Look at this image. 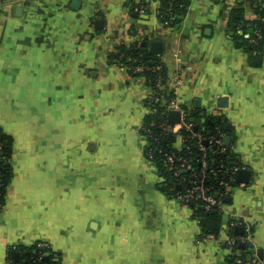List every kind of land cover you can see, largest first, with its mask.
Here are the masks:
<instances>
[{
	"label": "crops",
	"instance_id": "crops-1",
	"mask_svg": "<svg viewBox=\"0 0 264 264\" xmlns=\"http://www.w3.org/2000/svg\"><path fill=\"white\" fill-rule=\"evenodd\" d=\"M159 9L158 0H0V134L11 171L0 264L264 259V49L255 55L239 38L252 37L264 0H188L173 26ZM136 45L161 64L165 101L199 122L221 119L232 159L249 172L241 182L237 171L206 221L148 157L150 79L120 54ZM231 239L246 249L233 253Z\"/></svg>",
	"mask_w": 264,
	"mask_h": 264
},
{
	"label": "built area",
	"instance_id": "built-area-1",
	"mask_svg": "<svg viewBox=\"0 0 264 264\" xmlns=\"http://www.w3.org/2000/svg\"><path fill=\"white\" fill-rule=\"evenodd\" d=\"M255 21H258L260 25L253 26L254 35L249 37V42L257 47L263 40L264 14L256 17ZM254 54L260 55V51L255 50ZM123 57L124 54H121L122 59ZM127 68L134 74L161 71V67L153 68L143 63L128 65ZM149 84H151L152 93L147 99V104L152 119L148 125L142 127V132L150 145L148 157L155 162L156 154H163L167 165L172 170L170 190L173 191L178 201L193 207L195 215L200 220L206 221L212 209L222 204L227 194L226 190L234 182L235 174L239 170L236 162L227 155L229 147L225 144V131L216 126L212 132L206 134L205 122L196 121V118L192 121L191 118L194 116L190 111L179 108L173 101L166 102V98L170 97V92L165 89L162 76H158L155 81L149 80ZM172 109L182 112L179 124L172 125L168 121L167 114ZM156 116H159V119L153 118ZM169 136L174 138L173 151H165L162 146ZM177 137L183 140L182 149L176 146ZM192 146L195 147L197 153L194 154L190 150ZM184 149L188 150L186 154H180ZM2 151L3 143L0 141V164L4 159ZM192 160L198 162L199 167L195 168ZM185 172L188 175H184ZM0 207H2L1 203ZM238 244L237 239L228 241V247L233 253L237 251ZM234 264H244L240 255H235ZM250 264H264V259L253 261Z\"/></svg>",
	"mask_w": 264,
	"mask_h": 264
},
{
	"label": "trees",
	"instance_id": "trees-1",
	"mask_svg": "<svg viewBox=\"0 0 264 264\" xmlns=\"http://www.w3.org/2000/svg\"><path fill=\"white\" fill-rule=\"evenodd\" d=\"M158 1L160 2L159 16L161 17V19L163 21H165L168 25H171V26L178 24L180 22L181 18L185 14V11H186L187 6H188V0H158ZM261 14H264V10ZM172 17H174V18L171 19ZM240 21H239V24H240ZM251 24H253V26H255V24L260 25L258 23V21H253ZM253 35H254V31L252 32V36ZM262 35H263V40H261L259 46H257V47L253 46L249 42V40L244 39V37L239 36V38L241 40H243L245 43L247 41L248 48H249L248 50L251 51L252 53H254L255 50H258V51H260V53H262L263 49H264V28L262 29ZM244 42L241 45H244ZM120 54H124V57L122 60L126 64L136 65L138 63H143V64L148 65V66L153 67V68L161 65L158 62L157 58H153L150 55V53L147 51V49H145V46H137L136 45L130 49L122 48ZM161 72L162 71H158V72L153 73L150 71H146V72H144V75L147 76L150 80L155 81L156 78H158V76H162ZM163 73H164V71H163ZM163 77H164V74H163ZM198 115H199L198 112H195L192 114V116H194V118L197 117ZM153 118L159 119V116H156ZM151 119H152V117L149 116L145 125H148ZM205 125L207 127L206 134L212 132V130L216 126L220 127L222 130L225 131L224 124L222 122H219V121H217V122L215 121L212 123L205 122ZM0 141H2V143H3V151H2L3 155H2V157L4 158L3 162L0 164V194H1L0 203L3 205L4 197H5V193H6L5 189L9 183L11 171H10L9 164L6 162L7 157L9 155V143L7 142V138L4 137L2 134H0ZM173 141H174V138L172 136H169L168 139L162 143V146H163L165 151H173V147H172ZM149 148H150V145L147 147V149L149 150ZM190 150L194 154L197 153L194 146L190 147ZM187 151H188L187 149H184L182 152H180V154H182V155L186 154ZM227 152H228L227 155H229L232 158L230 151H227ZM192 159H193V157H192ZM154 161L162 169L163 174L166 175L167 178L171 181L172 180V170L167 165L163 154H156ZM192 163H193V166L195 168L199 167V163L196 162L195 160H192ZM184 175H188V173L185 172ZM211 216H213V214L210 212V214L207 217L209 218ZM240 258L243 260L244 264L247 262V261H245V258L243 257V255H240ZM30 264H54V263L50 259H46V260L43 259V260L38 261L37 258L36 259L31 258ZM229 264H234V261H231Z\"/></svg>",
	"mask_w": 264,
	"mask_h": 264
},
{
	"label": "water",
	"instance_id": "water-1",
	"mask_svg": "<svg viewBox=\"0 0 264 264\" xmlns=\"http://www.w3.org/2000/svg\"><path fill=\"white\" fill-rule=\"evenodd\" d=\"M152 47H153V50L150 51L151 54H160L162 52L160 43H154V44H152ZM196 106L198 108L200 107L199 102H196ZM167 115H168L169 123L172 124V125H176V124L180 123L182 112H181V110L172 109V110L168 111ZM201 116L204 117L205 116L204 113H201ZM191 119H192V121L195 120V118H191ZM202 121L203 122L212 123L211 120L206 121L205 118H203ZM218 121L221 122V119H218ZM226 130H228V131L231 130V123L227 124ZM225 142H226L227 145L230 144V142H231L230 136H227L225 138ZM248 175H249L248 171H245V170H239L238 171V179H239V177L243 176V178H241L242 180H240L241 182H248L249 179H246L248 177ZM213 212H216V207L213 208ZM208 225H209V228H214V227L217 226V223H216V221H210L208 223ZM246 247H247L246 243H240L239 244V248L240 249H246ZM250 249H253V246H251Z\"/></svg>",
	"mask_w": 264,
	"mask_h": 264
}]
</instances>
